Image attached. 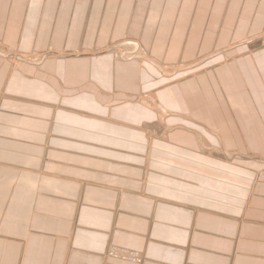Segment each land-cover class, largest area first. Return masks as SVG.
<instances>
[{"label": "crops", "instance_id": "crops-1", "mask_svg": "<svg viewBox=\"0 0 264 264\" xmlns=\"http://www.w3.org/2000/svg\"><path fill=\"white\" fill-rule=\"evenodd\" d=\"M263 25L264 0H0V264H264Z\"/></svg>", "mask_w": 264, "mask_h": 264}, {"label": "rangeland", "instance_id": "rangeland-1", "mask_svg": "<svg viewBox=\"0 0 264 264\" xmlns=\"http://www.w3.org/2000/svg\"><path fill=\"white\" fill-rule=\"evenodd\" d=\"M246 38V39H245ZM127 39H129L128 38V36L127 35H124V36H122V39L121 40H117V41H114V42H111V43H114V45L115 46H106V47H94V48H91L90 50H87V51H85V52H80L79 50L78 51H74V52H72L71 53V55H72V57H74V56H77V55H87V56H91V55H93V54H100V55H104V54H106V53H110V52H112L113 53V55H114V57H116L117 59H122L124 56H123V54H122V52L124 51V50H127V49H125L124 48V50L123 51H121L122 50V47H125V46H127V45H124L123 43H124V41H126L127 42ZM243 39H245L244 40V42L245 41H247V43L245 44V45H248V47L250 48V49H248L250 52H252V51H261V50H264V25L261 27V29L259 30V31H247L246 32V36H244L243 37ZM243 39H240V40H238V45L240 46V44H242V43H244V42H242L243 41ZM130 41H128L127 43H129ZM118 45V46H117ZM238 45H237V43H234L232 46L234 47V49H235V47H238ZM242 46V45H241ZM233 47H231V48H233ZM231 48H229V49H231ZM107 49V50H106ZM110 49V50H109ZM119 50V51H118ZM223 50H226L225 48H222V49H220V50H218V51H210V52H208V53H205L204 54V56H202V57H199L198 58V60L196 61V63H200L201 62V60H203V59H205L206 57H208V56H210V55H212V54H214V53H220V52H222ZM228 50V49H227ZM248 50H246L245 52L246 53H250ZM107 51V52H106ZM0 52H3V53H7V54H11V52L10 51H8V49H6V48H4L3 47V45H2V48H0ZM47 54L48 53H50L51 52V50L50 49H48V50H46L45 51ZM137 54H139V55H137V56H135V55H133L135 58H140L139 56H141V54L143 55L144 54V51H142V48L141 49H139L138 48V51L136 52ZM207 54V55H206ZM112 55V56H113ZM130 55H132V54H130ZM112 56H110V57H112ZM123 56V57H122ZM132 56V57H133ZM142 57V56H141ZM39 58V56H34V55H32V56H30V57H25V60H33V61H31V62H38L37 61V59ZM126 59L127 58H129V57H125ZM226 58V57H225ZM229 59H231L230 57H228ZM14 59V58H13ZM228 60V59H227ZM191 64H194V63H191ZM180 67H186V66H180V65H175L174 67H171V66H169V65H162V68H164L163 69V71L162 72H164V73H167V72H172V71H174L175 69H178V68H180ZM148 94H150V93H139L138 95H137V98H138V102L141 104V105H143L144 107H146V108H148V109H155L157 106V104L156 103H154L155 101H154V99L151 97V95H148ZM154 111V110H153ZM258 179H264V174L263 173H260V174H258ZM122 249V248H121ZM114 252H116V251H114ZM107 257V256H106ZM140 258V260L142 259V256H139ZM108 258V257H107ZM108 259H110V258H108ZM110 260H113V259H110ZM116 261V260H115ZM123 263V262H122ZM129 264V263H128Z\"/></svg>", "mask_w": 264, "mask_h": 264}, {"label": "built area", "instance_id": "built-area-1", "mask_svg": "<svg viewBox=\"0 0 264 264\" xmlns=\"http://www.w3.org/2000/svg\"><path fill=\"white\" fill-rule=\"evenodd\" d=\"M116 251V253H121L122 255L120 256H114L112 254H110V251ZM106 256L110 259L119 261V262H123V263H129V264H137L140 263V259L137 258V256H140L138 253L136 252H132V251H128L125 249H121V248H117V247H110L109 249H107L106 251Z\"/></svg>", "mask_w": 264, "mask_h": 264}, {"label": "bare ground", "instance_id": "bare-ground-1", "mask_svg": "<svg viewBox=\"0 0 264 264\" xmlns=\"http://www.w3.org/2000/svg\"><path fill=\"white\" fill-rule=\"evenodd\" d=\"M0 48H1V45H0ZM123 48H126V49H128L129 47L127 46V47H123ZM122 48V50L121 51H123L124 49ZM130 49V48H129ZM107 50V49H106ZM110 50V49H109ZM133 50H135V49H133ZM119 51V50H118ZM129 51V50H128ZM107 52V51H106ZM10 54V53H9ZM83 55V54H82ZM135 56H137V55H139V54H134ZM142 55V54H141ZM132 56V55H131ZM131 56H129L130 58H131ZM141 57V56H140ZM142 57H144V56H142ZM13 58H14V56H13ZM140 59V58H139ZM163 69L164 68H162L161 67V70L163 71ZM180 69V68H179ZM201 146V145H200ZM110 254H112V255H114V256H120V255H122L121 253H116V252H114V250L113 251H110L109 252ZM137 258L139 259L140 257L139 256H137Z\"/></svg>", "mask_w": 264, "mask_h": 264}]
</instances>
